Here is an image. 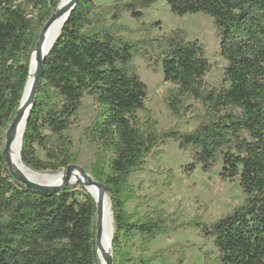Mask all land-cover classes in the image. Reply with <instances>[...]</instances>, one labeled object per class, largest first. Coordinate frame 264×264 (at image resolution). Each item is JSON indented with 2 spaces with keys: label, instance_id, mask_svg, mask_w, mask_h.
<instances>
[{
  "label": "trees",
  "instance_id": "16d2710c",
  "mask_svg": "<svg viewBox=\"0 0 264 264\" xmlns=\"http://www.w3.org/2000/svg\"><path fill=\"white\" fill-rule=\"evenodd\" d=\"M60 1L0 0V264H99L91 195L74 185L56 193L27 190L8 172L2 156L31 56ZM157 1L115 0L104 7L77 1L44 59L21 162L35 172L75 164L67 134L78 122L83 99L90 98L98 114L84 136L96 149L90 175L109 198L113 264H184L183 244L146 254L158 237L188 229L213 243L215 257L206 254L210 264H264V0H165L174 16L211 18L226 63L215 88L204 81L211 71L204 47L183 30L153 36L158 22L136 30L119 24L125 13L140 21ZM137 57L149 68L161 64L163 81L172 87L165 94L175 119L169 129H158L149 115L143 123L137 116L146 111L148 97L133 65ZM187 115L194 127L184 131L179 123ZM169 142L189 156L182 175L189 178L195 170L208 175L219 168L220 181L238 180L243 202L210 223L201 216L183 222L177 212L162 209L135 219L129 215L125 205L136 197L130 177ZM37 148L45 160L37 157ZM166 179H174L172 171Z\"/></svg>",
  "mask_w": 264,
  "mask_h": 264
},
{
  "label": "rangeland",
  "instance_id": "374dc122",
  "mask_svg": "<svg viewBox=\"0 0 264 264\" xmlns=\"http://www.w3.org/2000/svg\"><path fill=\"white\" fill-rule=\"evenodd\" d=\"M92 1L96 6L104 7L115 0ZM143 14V18L136 21L125 13L120 17L119 24L136 30L140 24L158 22L160 27L151 30L153 36L168 35L175 29L183 30L188 40L197 41L205 49L206 57L211 64V71L204 78L207 87L215 88L222 83L226 63L220 56L219 42L214 35L211 18L204 14L174 16L165 0H158ZM132 38L138 39L139 35H134ZM133 65L141 80L146 84L148 91L145 101L146 111L137 114L139 120L143 123L146 116L149 115L157 122L158 129H169L175 124V119L166 108L165 94L172 87L163 81L161 64L154 63L149 68L142 58L137 57L134 59ZM97 114L98 107L90 98H84L78 112V122L71 127L67 134L72 142L71 153L77 157L75 164L88 174H90L91 166L95 163L96 149L85 138L84 129L95 122ZM179 124L184 131L194 127V122L191 121L189 115ZM36 155L41 160H45L44 153L39 148L36 149ZM189 162L188 154L178 149L173 142L155 150L154 155L146 159L144 170L133 174L129 179V185L136 197L127 201L126 212L135 219L154 209H162L168 214L177 212L183 222L201 216L204 222L210 223L218 220L243 202L244 195L238 180L220 181L218 178L219 168L208 175L195 170L189 178H186L182 175L181 169ZM61 171L64 172L65 169L58 172ZM167 171L173 172V180L166 179ZM165 183L167 186L164 185ZM81 189V187H76V190L80 192ZM133 244L137 248L139 240L134 239ZM176 244L186 246L184 264H210L207 262L206 254H211V259L215 257L213 243L201 237L199 232L194 229L180 230L158 237L150 244L146 256H151L158 250ZM138 254L139 252L134 249V255L138 256Z\"/></svg>",
  "mask_w": 264,
  "mask_h": 264
},
{
  "label": "bare ground",
  "instance_id": "6f19581e",
  "mask_svg": "<svg viewBox=\"0 0 264 264\" xmlns=\"http://www.w3.org/2000/svg\"><path fill=\"white\" fill-rule=\"evenodd\" d=\"M65 17H62L56 20L46 31L43 36L42 40V48L40 50L34 51L32 57L30 59L29 64V81L27 88L24 93L23 102L26 103L34 85L35 79V72L37 68V57L46 55L51 47L53 46L54 42L56 41L60 30L65 22ZM27 115V109L22 107L20 111V118L17 122L13 143L6 154V157L9 159L12 168L17 172L21 173L23 176L28 178L29 180L40 184V185H52V184H59L62 181V178L65 174V171L57 172V173H40L32 171L26 168L20 159V150H21V142H22V133L25 128V120ZM90 176V175H89ZM86 179H84L82 173L80 171H73L70 184L78 187L84 188L88 193H90L95 200L100 203L103 207L102 212V236L101 242L99 246V254H100V263L99 264H106L105 259L112 257V250H111V242L113 236V219L110 210L109 200L106 194H103L102 191L99 189L89 186L86 187Z\"/></svg>",
  "mask_w": 264,
  "mask_h": 264
},
{
  "label": "water",
  "instance_id": "95a60500",
  "mask_svg": "<svg viewBox=\"0 0 264 264\" xmlns=\"http://www.w3.org/2000/svg\"><path fill=\"white\" fill-rule=\"evenodd\" d=\"M77 1L78 0H61L60 1L58 7L56 8V11L51 15L49 20L46 22V24L42 28V31L40 33V36H39V39H38V42H37V44L35 46V50L34 51L40 50L42 48L41 45H42L43 36L46 33V31L49 29V27L56 20H58V19H60V18H62L64 16H66L65 17V20H66L68 18V15L70 14V12L75 7ZM46 55L37 57V68H36V72H35V79H34V85H33L32 92H31L27 102L24 103L23 102V98H24L25 90H26L27 85H28V81H29V77H28L26 85H25L24 90H23L22 99L20 101V107L17 110L15 117L13 118V120L11 121V123L8 126V129L5 132L2 156H3L4 162H5L6 168H7L8 172L13 176L14 180L17 183L23 185L27 190L38 192V193H56L58 191H62V190L67 189L70 186L69 184H70V178H71L72 172L73 171H80L82 173L84 179H86V184H85L86 187H89V186L95 187V188L99 189L100 191H102L103 194L107 195L106 188L104 187V185L99 183L98 181L94 180L90 174L86 173L80 166H78L76 164L69 165L65 169V174H64V176L62 178V181L59 184L40 185V184H37V183L29 180L28 178L23 176L21 173H19L16 170H14L12 168V165H11L9 159L6 157V154L9 151V149H10L12 143H13L15 128H16L17 122H18V120L20 118V111H21L23 106H24L25 109H27L25 125L27 123L28 113H29L30 107L32 106V102H33V99H34L36 91H37V87H38L39 82H40V78H41V74H42V70H43V62H44V59H45ZM23 134H24V131L22 133V137H23ZM21 147H22V142H21ZM20 154H21V150H20ZM91 197L93 198V200L96 203L95 247H96V250H97L98 261L100 262L99 246H100L101 236H102V218H103L102 212H103V207H102V205L100 203H98L95 200V198L92 195H91ZM105 261H106V264H113V257L106 258Z\"/></svg>",
  "mask_w": 264,
  "mask_h": 264
}]
</instances>
